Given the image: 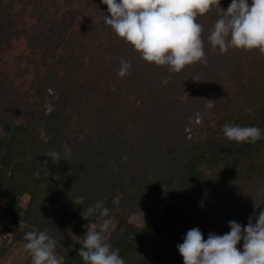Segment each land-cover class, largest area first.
<instances>
[{"label":"trees","instance_id":"obj_1","mask_svg":"<svg viewBox=\"0 0 264 264\" xmlns=\"http://www.w3.org/2000/svg\"><path fill=\"white\" fill-rule=\"evenodd\" d=\"M4 1L0 42L16 26ZM230 4L220 0L224 10ZM220 7L196 18L203 27L206 62L177 73L135 52L125 91L114 88L92 109L88 91L73 95L77 84L71 67L49 87L48 80H39L42 107L20 121L12 104L21 91L0 76V197L6 200L0 225L2 233H12L0 245V257L25 244V233L35 227L49 229L60 242L55 252L63 264H85L74 241L83 239L88 223L80 213L103 201L113 226L108 242L120 249L125 264H169L168 257L180 264L177 245L189 229L199 228L207 240L209 233L230 232L228 221L247 225L254 212L264 210V138L237 144L222 131L225 123L264 130V55L258 49L221 53L212 47L208 37L222 15ZM107 14L99 25L113 32L105 24ZM165 77L170 79L163 84ZM50 87L57 93L53 107L43 100ZM197 117L196 132H184ZM51 151L60 154L58 163L45 156ZM23 196L27 204L19 206ZM79 196L82 206L71 200ZM136 211L144 223L130 219ZM25 252V264H32Z\"/></svg>","mask_w":264,"mask_h":264},{"label":"clouds","instance_id":"obj_2","mask_svg":"<svg viewBox=\"0 0 264 264\" xmlns=\"http://www.w3.org/2000/svg\"><path fill=\"white\" fill-rule=\"evenodd\" d=\"M107 6L105 24L110 26L118 38L140 54L142 60L156 66H168L171 72H181L186 66L206 62L203 27L197 22L213 7H220V0H101ZM221 8V7H220ZM214 24L208 40L221 53L230 48L252 51L258 49L264 55V0H231ZM130 61L120 60L118 75L130 74ZM223 135L237 144L255 143L262 138L264 130L256 126L242 127L225 123ZM56 163L60 154L51 151L45 154ZM49 173L46 172V175ZM82 206L84 197L71 199ZM82 219L86 232L78 256L85 264H125L120 249H113L109 241L112 230L110 210L103 201L83 207ZM96 216V221L90 217ZM143 219V217H142ZM255 219V223L252 220ZM144 223V221H143ZM230 232L223 235L209 233L207 240L199 228L189 229L177 250L183 264H264V210L249 218L247 225L235 220L228 221ZM80 237V236H76ZM25 250L32 264H63V257L55 252L60 244L50 235L49 229L41 231L33 227L25 233ZM243 241V251L237 245ZM62 246V245H61Z\"/></svg>","mask_w":264,"mask_h":264},{"label":"rangeland","instance_id":"obj_3","mask_svg":"<svg viewBox=\"0 0 264 264\" xmlns=\"http://www.w3.org/2000/svg\"><path fill=\"white\" fill-rule=\"evenodd\" d=\"M4 4L16 26L9 29L11 34L7 40L0 42V76L10 78L21 91V95L14 96L16 102L12 104V109L19 114L18 120H25L42 107L37 92L39 80H48L49 87L71 67L77 84L73 95L80 97L88 91V96L93 99L91 109L96 103L107 100L114 88L125 91L127 80L118 75L120 60L129 61L136 51L131 45L123 44L111 30L99 25L107 10L101 0H5ZM67 40L72 42L74 49L67 48ZM61 56L68 62L62 61ZM169 79L165 77L162 83ZM56 98L55 89L47 88L43 99L45 106L51 107L53 102L54 106ZM86 102L84 100V105ZM88 114L94 115L90 109ZM199 124L197 117L183 130L196 132ZM27 201L28 196H23L17 204L25 206ZM5 203V198L0 197V210ZM130 219L138 224L146 221L140 211L130 214ZM1 230L2 225L0 245L12 236ZM237 247L243 251V241ZM27 259L24 243H21L9 248L0 257V264H25ZM167 260L169 264L178 261L170 257ZM179 262L183 264V261Z\"/></svg>","mask_w":264,"mask_h":264}]
</instances>
